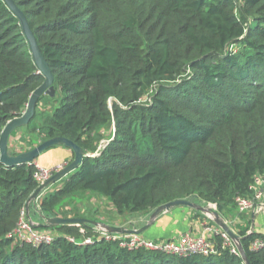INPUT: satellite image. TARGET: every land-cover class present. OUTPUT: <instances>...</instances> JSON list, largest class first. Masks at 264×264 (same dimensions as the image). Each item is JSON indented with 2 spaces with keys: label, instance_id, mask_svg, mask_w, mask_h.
<instances>
[{
  "label": "trees",
  "instance_id": "trees-1",
  "mask_svg": "<svg viewBox=\"0 0 264 264\" xmlns=\"http://www.w3.org/2000/svg\"><path fill=\"white\" fill-rule=\"evenodd\" d=\"M13 1L55 90L24 129L36 142L15 148L62 137L89 156L40 196L38 215L30 204V217L82 218L73 198L86 195L106 199L117 221L175 200L215 205L225 219L237 213L235 199L264 177V0ZM43 81L0 0V135ZM35 172V163H0V264H244L219 235L215 254L185 257L122 249L90 224L36 228L57 235L49 244L17 241ZM80 228L91 245H80ZM233 230L249 263L264 264V248L250 249L263 237Z\"/></svg>",
  "mask_w": 264,
  "mask_h": 264
},
{
  "label": "water",
  "instance_id": "water-1",
  "mask_svg": "<svg viewBox=\"0 0 264 264\" xmlns=\"http://www.w3.org/2000/svg\"><path fill=\"white\" fill-rule=\"evenodd\" d=\"M2 1L14 14V16L18 19L22 33L28 43L30 54L32 56V61L38 73L43 76L44 81L30 95L26 108L22 113V115L18 118H14L9 122H7V124L3 128L0 135V163L5 167H15L24 164H34L35 160L43 152L47 151L50 148H55V147L68 149L73 154V159L69 163H67L59 172L55 173L44 184L40 185L36 190V192L31 196L25 208L26 212L29 213L30 204L35 202L38 199V197L41 194H43L45 191L49 190L52 186L65 179L75 170L79 169L83 163L84 158L89 156L86 155L84 151L80 147L75 145L72 141L62 137L53 138L44 141L28 151L20 152L17 154H12L9 151V139L12 133L19 130L20 128L26 127L35 115L36 106L38 104L39 99L42 96H48L50 98H53L55 96V90L53 87L54 75L39 49L35 36L28 24L25 15L23 14V12H21V10H19V8L15 5L13 0H2ZM180 207L187 208L189 210H193L202 213L204 215L210 216L212 222L223 233H225L227 237L231 240V242L234 244L238 252V255L240 256L244 264H250L245 254V251L243 250V247L241 245V237L229 226V224L221 217V215L217 212H212L210 208L203 207L191 200H175L157 207L149 215L147 223L139 229L130 230L125 227L110 226L107 224L99 223L84 218L46 217L44 215H40V218L43 221L42 224H38V225L33 224V225L35 228H54L61 225L83 226L90 224L92 226L99 227L110 234L142 235V233L145 232L147 229H149L162 214H165L167 212L172 211L173 209Z\"/></svg>",
  "mask_w": 264,
  "mask_h": 264
},
{
  "label": "built area",
  "instance_id": "built-area-1",
  "mask_svg": "<svg viewBox=\"0 0 264 264\" xmlns=\"http://www.w3.org/2000/svg\"><path fill=\"white\" fill-rule=\"evenodd\" d=\"M63 167L64 166H58L53 169H41L36 165L34 178L40 186L49 180L55 173L59 172ZM249 192L250 194L248 196L238 197L235 199L237 213L245 214L249 212H264V177L255 176L250 185ZM35 210L36 212L37 210L40 211L38 204L36 205ZM208 222L209 221L203 225V233L201 235L195 236L190 233H185L176 241H165L159 243H155L141 235L110 234L98 227L94 228V232L96 233L95 238L97 240L115 242L122 249L129 251L141 249L150 250L178 257H185L188 255L209 256L215 254V244L213 243L212 238L219 235L223 240V244L228 246L232 253L238 255L236 247L227 235L217 226H213L210 222ZM80 234L82 235V238L79 241L81 246H87L93 243V238L83 237L84 230L81 228ZM10 236L14 237L17 241L31 244L33 246H39L51 243L57 235L53 232L37 231L33 223L29 220L28 214L24 209L21 212L16 229ZM67 240L70 243L77 242V240L73 237L67 238ZM262 248H264V238L255 240L250 246V249L254 251Z\"/></svg>",
  "mask_w": 264,
  "mask_h": 264
},
{
  "label": "crops",
  "instance_id": "crops-1",
  "mask_svg": "<svg viewBox=\"0 0 264 264\" xmlns=\"http://www.w3.org/2000/svg\"><path fill=\"white\" fill-rule=\"evenodd\" d=\"M56 148H59V151L64 152H59L57 150V152H54L58 153L57 155L52 154L51 156H49L51 159V163L49 164V166H65L73 159V155L68 149L55 147V149ZM9 150H15V152L26 151L23 149H17V147L15 148V142L11 141L9 144ZM61 162L62 164H60ZM35 165H37V163H35ZM145 219L146 217H140L136 219V221H139V226L137 227L138 229L139 227H143L147 223ZM207 220L208 217L201 216L193 210H189L187 208H181L177 210L174 209L170 212L162 214L155 221L154 225L152 226V228L154 229L152 233L154 236H156L157 239H161V242L176 241L185 233H190L195 236L201 235L203 233V225L207 222ZM225 221L229 222L232 228L234 226L247 227L249 230L248 233L253 232L255 234L261 235L264 238V212H249L245 214L235 213V215H230V217L228 219H225ZM118 222L120 221L116 220L114 224ZM211 225L216 226L215 224Z\"/></svg>",
  "mask_w": 264,
  "mask_h": 264
},
{
  "label": "rangeland",
  "instance_id": "rangeland-1",
  "mask_svg": "<svg viewBox=\"0 0 264 264\" xmlns=\"http://www.w3.org/2000/svg\"><path fill=\"white\" fill-rule=\"evenodd\" d=\"M24 129H25V127L24 128H20L19 130H17V138H16V140H14V142L17 143V142L22 141V139L25 140L27 138L28 139H32L33 142H36L37 137L35 135H29V133H27ZM101 145L104 146V143L102 142ZM23 150H25V148ZM57 150L59 151V148H56V149L55 148H50L47 151L43 152L35 160V163H37L38 168H41V169H53L54 167H57L58 165L57 166L55 165V166H52V167L49 166V164L51 163L50 162L51 159H50L49 156H51L52 154H56L57 155L58 153H54V152H57ZM59 152H64V151H59ZM60 164H62V162ZM38 199L35 202L32 203L34 209H36V205L38 204ZM73 203H74L73 206H75V208H76L75 212L78 215H80L82 218H84V219L96 221V222L107 224V225H110V226H115L116 225L118 227H125V228L130 229V230L131 229H138L137 227L139 226V221L138 220L136 221L137 218H133V219H130V218L125 219L124 218V219H121L120 222L114 224L116 219H118V218L115 216L114 212L112 211L109 202L106 199L102 198V197H97V196H93V195H86L83 198H73ZM199 205H201L203 207L210 208L212 212L219 213L217 211L216 206H214L212 204L200 203ZM181 208H183V207L176 208L175 210L181 209ZM39 212L40 211L37 210V212H36L37 215H38ZM27 214H28L29 220L33 224L38 225V224H42L43 223V221L41 219H39V217H36V216H35V218L30 217V210H29V213H27ZM199 214L201 216L208 217L207 221H209L211 224L213 223L212 220L209 219L210 217L208 215H204L202 213H199ZM221 217L224 219L223 216H221ZM145 220L147 222L148 221V217ZM227 223L229 224V222H227ZM143 224H145V223H143ZM230 225L231 224H229V226ZM152 226L149 229H147L145 232H143L141 236H143L146 239H149V240H151V241H153L155 243H159L162 240L161 239H157L156 236L153 235L152 232H153L154 229L152 228ZM93 227L96 228V226H93ZM230 227L232 228V226H230ZM139 228H141V227H139Z\"/></svg>",
  "mask_w": 264,
  "mask_h": 264
},
{
  "label": "bare ground",
  "instance_id": "bare-ground-1",
  "mask_svg": "<svg viewBox=\"0 0 264 264\" xmlns=\"http://www.w3.org/2000/svg\"><path fill=\"white\" fill-rule=\"evenodd\" d=\"M210 217V216H209Z\"/></svg>",
  "mask_w": 264,
  "mask_h": 264
}]
</instances>
